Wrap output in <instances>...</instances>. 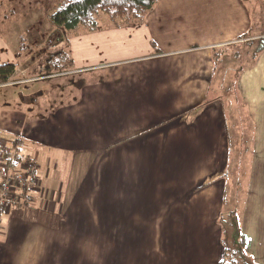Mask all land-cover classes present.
Instances as JSON below:
<instances>
[{
    "label": "crops",
    "instance_id": "0c3cea01",
    "mask_svg": "<svg viewBox=\"0 0 264 264\" xmlns=\"http://www.w3.org/2000/svg\"><path fill=\"white\" fill-rule=\"evenodd\" d=\"M263 35L244 0H158L143 25L75 36L76 71L100 66L105 80L75 82L54 115L36 84L0 111L39 181L30 208L2 214L0 264H230L221 216L237 189L247 251L264 264V51L237 81L248 118L205 101L212 48ZM15 52L0 36V64ZM27 60L8 85L47 77L26 76Z\"/></svg>",
    "mask_w": 264,
    "mask_h": 264
},
{
    "label": "trees",
    "instance_id": "16d2710c",
    "mask_svg": "<svg viewBox=\"0 0 264 264\" xmlns=\"http://www.w3.org/2000/svg\"><path fill=\"white\" fill-rule=\"evenodd\" d=\"M157 2L158 0H53L46 12L55 30L46 39L40 51L41 55L34 58L36 53L32 50L33 48L28 47L25 39L21 38L19 48L15 52L18 63L0 64V86L10 83L14 79L18 66L27 59L31 61L30 64L35 65L33 70L28 72V76H47L48 78L63 72L75 71V61L69 45L70 37L108 28L133 27L143 24ZM248 34L249 32L244 37H249ZM262 51H264V35L259 39L248 40V42L240 41L212 48L213 76L212 79L210 78V88L205 101H210L217 95L216 97L220 98L224 104L228 119L248 118L237 81L240 72L249 67ZM226 206L221 216V225L226 239L224 263L257 264L246 252L248 240L241 230L242 218L238 219L235 209L232 212L236 219H231L234 227V235H231H233L235 244L231 245L227 240L228 230L232 226H224L222 223L227 210Z\"/></svg>",
    "mask_w": 264,
    "mask_h": 264
},
{
    "label": "rangeland",
    "instance_id": "374dc122",
    "mask_svg": "<svg viewBox=\"0 0 264 264\" xmlns=\"http://www.w3.org/2000/svg\"><path fill=\"white\" fill-rule=\"evenodd\" d=\"M52 2L53 0H0V36L4 38L10 48H15L16 50H18L19 42L21 38H23L25 39L26 43H28V47H30L31 49L33 48L32 50L36 53V56H33L34 58H38L41 55L40 51L41 48L44 47L46 39L49 38L52 32L55 30V27L49 22L48 13L46 12L48 10V6ZM246 5H248V9H250L251 15H253L254 17L255 32L257 31L258 33H264V0H248L246 1ZM126 27L128 28V26ZM73 38L74 37H70L69 42H74ZM238 42L240 41H237V43ZM30 62L31 61L28 59L26 61V64L28 65L30 64ZM104 72L105 70L102 67L94 66L91 69L82 70L81 72L75 70L52 75L51 77H48L46 79L32 81L29 83V85L24 83L1 85L0 111L7 110V107L13 108V105L19 108L24 107L25 105L24 103L19 101L20 99L14 102V98L20 97V91L26 93L25 89L27 88L43 86L45 89H49L50 91L45 97L41 98L42 103L41 105H39L38 110L44 113L47 112L49 108L50 115L52 113L54 115L55 109L61 107V104L64 103V101H68L69 99L76 97V93H72L71 91V89H73L75 86V82L85 81L87 85L96 82L100 83L106 78V75H102ZM100 75H102V77H99ZM26 76H28V73L26 74ZM31 84H36V86L29 87ZM62 84H65L66 86H63ZM44 106L46 107L44 108ZM251 117L254 118L253 115ZM6 119L9 120L8 118ZM11 119L12 118H10V120ZM234 144L239 147V142L235 141ZM236 153L237 151L235 152V154ZM242 157L243 155L241 153V159L244 160V158ZM233 187L237 188L238 184H234ZM238 192L239 194L242 193L240 189H237L236 193ZM243 203V198L237 199L236 197H234L232 199L230 198V195H228L226 203L227 210L225 211V215L222 218V223L224 224V226L231 227V219H236V216L232 212L233 209L236 210V215L238 219L241 220L243 216ZM233 229L234 227L232 226L228 230L229 236H227V240L230 241L231 245L235 244L233 239ZM246 252L255 263L260 264V262L258 263V261L256 260V255L253 252V255L248 253L247 249Z\"/></svg>",
    "mask_w": 264,
    "mask_h": 264
},
{
    "label": "built area",
    "instance_id": "2783aa9c",
    "mask_svg": "<svg viewBox=\"0 0 264 264\" xmlns=\"http://www.w3.org/2000/svg\"><path fill=\"white\" fill-rule=\"evenodd\" d=\"M9 142L3 140L0 127V227L2 214L9 207L30 208L39 184L38 164L24 151L23 134Z\"/></svg>",
    "mask_w": 264,
    "mask_h": 264
}]
</instances>
